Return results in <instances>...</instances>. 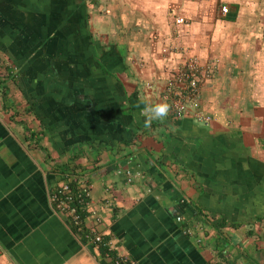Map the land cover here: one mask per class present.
I'll return each instance as SVG.
<instances>
[{
	"label": "crops",
	"instance_id": "1",
	"mask_svg": "<svg viewBox=\"0 0 264 264\" xmlns=\"http://www.w3.org/2000/svg\"><path fill=\"white\" fill-rule=\"evenodd\" d=\"M188 56L215 61L210 119L145 127ZM65 165L80 231L49 200ZM119 257L264 264V0H0V264Z\"/></svg>",
	"mask_w": 264,
	"mask_h": 264
},
{
	"label": "built area",
	"instance_id": "2",
	"mask_svg": "<svg viewBox=\"0 0 264 264\" xmlns=\"http://www.w3.org/2000/svg\"><path fill=\"white\" fill-rule=\"evenodd\" d=\"M219 12L225 14L227 7L219 6ZM174 22L180 24L182 18H175ZM169 48L163 51H169ZM173 51V50H172ZM214 62L201 63L197 57L188 56L183 58L170 72L168 78L164 82L163 92L170 105V113L176 118L190 117L197 123H206L210 118L203 114L200 110V93L199 80L210 78L213 74ZM148 86V84H145ZM73 180V179H70ZM75 181V180H74ZM72 181V182H74ZM127 181L129 179L127 178ZM75 192H72L69 180L63 181L56 191L49 194V200L54 210L64 214L69 218L75 230H82V216L87 212L94 214L98 218V214L94 213L91 202L89 201V186L84 180L75 181ZM75 202L72 203V202ZM175 220L180 222V217L175 216ZM182 232L188 233V229L184 228ZM93 243H99L101 236L97 233L90 236ZM112 264H133L124 257L115 258Z\"/></svg>",
	"mask_w": 264,
	"mask_h": 264
},
{
	"label": "clouds",
	"instance_id": "3",
	"mask_svg": "<svg viewBox=\"0 0 264 264\" xmlns=\"http://www.w3.org/2000/svg\"><path fill=\"white\" fill-rule=\"evenodd\" d=\"M140 104H143V108L140 111V115L143 116L144 126H151L153 121H163L169 111L170 105L167 102H151L150 100L140 99ZM139 107V104L137 105Z\"/></svg>",
	"mask_w": 264,
	"mask_h": 264
},
{
	"label": "trees",
	"instance_id": "4",
	"mask_svg": "<svg viewBox=\"0 0 264 264\" xmlns=\"http://www.w3.org/2000/svg\"><path fill=\"white\" fill-rule=\"evenodd\" d=\"M58 169H59L58 171L60 172V175H61L60 177L63 180L65 179L64 181L69 180V178H68L69 175H73V174L77 175V173L79 172L78 168H76L75 166L70 167L69 165L59 167ZM69 181L71 182L70 187H71L72 192H75L74 188L76 186V183L72 182L73 180H69ZM72 203L75 204L74 201Z\"/></svg>",
	"mask_w": 264,
	"mask_h": 264
}]
</instances>
